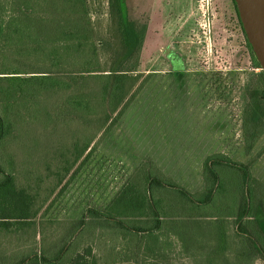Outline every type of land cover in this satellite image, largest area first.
Returning <instances> with one entry per match:
<instances>
[{
	"label": "rangeland",
	"instance_id": "1",
	"mask_svg": "<svg viewBox=\"0 0 264 264\" xmlns=\"http://www.w3.org/2000/svg\"><path fill=\"white\" fill-rule=\"evenodd\" d=\"M86 4L101 70L136 74L143 81L55 200L66 192L72 195L73 211L74 205L86 211L94 201L95 209L120 217L124 226L149 230L141 241L138 234L131 237L127 232L131 240L118 244L120 226L112 220L102 222L109 230L104 234L107 249L88 259L98 264H264L235 233V216L244 198L255 216L264 218V132L248 146L250 130L243 122L246 87L262 70L252 64L232 1L159 0L148 7L139 3L136 9L125 1L132 52L117 62L109 0ZM26 123L19 128L23 132L32 127H23ZM5 140L0 155H23L21 142ZM59 140V151H66L70 137L64 133ZM216 154L246 166L248 175L245 179L236 168L217 166L218 189L208 204L192 203L177 190L155 184L146 190L140 182L141 175L157 176L159 171L163 183L201 198L202 166ZM17 165L20 177L29 172L21 162ZM138 194H146L155 205L161 220L158 230H150L155 218L138 219V211L127 208L126 198L138 201ZM83 237L82 249L88 247L86 232ZM31 251L35 254L37 249Z\"/></svg>",
	"mask_w": 264,
	"mask_h": 264
},
{
	"label": "trees",
	"instance_id": "2",
	"mask_svg": "<svg viewBox=\"0 0 264 264\" xmlns=\"http://www.w3.org/2000/svg\"><path fill=\"white\" fill-rule=\"evenodd\" d=\"M231 1L236 23L244 35L235 2ZM109 7L117 62L132 52V38L127 30L125 1L109 0ZM244 38L254 68L260 69L245 35ZM142 81L136 74L101 70L86 0H0V144L7 142V138L10 143L11 140L22 143L23 155L18 158L9 155V160L26 158L43 163L37 171L36 168L27 169L28 173L45 174L49 182L47 197L88 160L121 117ZM246 89L248 102L243 122L250 130L247 144L253 146L264 132L263 72L253 74ZM24 122L28 123L23 127H32L24 128L23 132L19 128ZM64 133L70 140L67 150L59 151V136ZM221 165L242 171L247 179L246 166L216 154L208 157L202 166L205 188L201 198H194L174 183H163L159 171L157 176L141 175L140 182L143 181L146 190L155 184L177 190L192 203L208 204L218 189L215 168ZM19 170V167L0 166V173L6 175L5 181H10ZM135 199L138 201L126 198L127 208L137 210L138 219L155 218L150 230H158L161 220L151 198L138 194ZM86 211L101 225L112 220L126 228L131 237L138 234V241L149 231L124 226L120 217L106 216L104 209ZM76 225V231L42 246L32 255L30 264L32 261L38 264L39 259L42 264H93L94 259H88L92 256L91 247L81 248L84 232L87 233V213ZM235 233L248 243L251 255L264 260V218L255 216L246 198L235 216Z\"/></svg>",
	"mask_w": 264,
	"mask_h": 264
},
{
	"label": "crops",
	"instance_id": "3",
	"mask_svg": "<svg viewBox=\"0 0 264 264\" xmlns=\"http://www.w3.org/2000/svg\"><path fill=\"white\" fill-rule=\"evenodd\" d=\"M127 5L138 8L143 4L148 7L159 0H125ZM6 155H0V166L8 167L16 160H9ZM38 168L43 163L40 160L26 159L16 161L14 167ZM154 164V163H153ZM157 168V167H156ZM40 173V171H39ZM12 175L10 181H5V176L0 178V264H30L32 258L31 249H37L47 244L48 239L60 240L64 234L77 230L76 223L79 218L87 213V244L92 249V255L96 258V252L105 253L107 241L104 234H108L107 227L96 222L90 217L88 211H77L74 205L72 209V195L61 194L64 182L57 188L52 196L47 197V180L45 174L36 175V172ZM2 175V174H1ZM5 181V182H4ZM65 196V198H63ZM93 199V194H91ZM93 209H95L94 201ZM123 235H118L120 241L128 244L131 239L127 236L126 228L116 229ZM130 240H129V239ZM138 243V242H137ZM111 249L116 251L117 247ZM136 247V246H135ZM138 247V246H137ZM26 249H29L26 251ZM18 257L15 260V257ZM95 262L93 264H98ZM137 264V263H135Z\"/></svg>",
	"mask_w": 264,
	"mask_h": 264
},
{
	"label": "water",
	"instance_id": "4",
	"mask_svg": "<svg viewBox=\"0 0 264 264\" xmlns=\"http://www.w3.org/2000/svg\"><path fill=\"white\" fill-rule=\"evenodd\" d=\"M244 35L264 74V0H234Z\"/></svg>",
	"mask_w": 264,
	"mask_h": 264
}]
</instances>
